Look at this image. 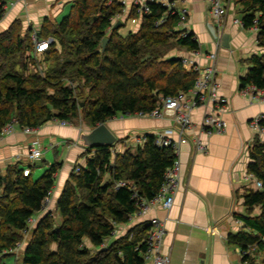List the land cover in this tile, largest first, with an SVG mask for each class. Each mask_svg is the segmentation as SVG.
<instances>
[{
  "label": "trees",
  "instance_id": "trees-1",
  "mask_svg": "<svg viewBox=\"0 0 264 264\" xmlns=\"http://www.w3.org/2000/svg\"><path fill=\"white\" fill-rule=\"evenodd\" d=\"M241 4L243 25L250 27L256 20L257 43L264 49V0H242ZM148 7V13H139L138 6H133L130 17L141 16L138 31H130L125 37L114 31L103 52L101 39L112 19L122 13V5L116 0H74L60 22L45 19L37 40L52 38L47 47L55 53L58 43L75 62L74 66H62L61 74L71 69L89 87V101L82 106L88 126L95 127L117 114L149 112L161 98L193 86L197 72L187 69L181 57L167 53L172 48L197 51L198 41L192 32L179 28L176 8L167 13L168 9L158 2L148 3ZM4 14L5 1L0 0V19ZM162 17L165 19L159 24ZM18 23L15 20L0 33V131L11 120L21 129L37 128L51 119L74 124L80 100L72 88L60 82L53 86L48 78L34 74L26 78L13 70L19 65L13 59L33 49L32 43L21 37ZM9 61L13 62L8 66L5 63ZM153 63H164L170 71L158 68L145 76ZM249 65L240 78V88L264 89V53L253 55ZM21 68L27 69L23 64ZM46 88H53V93H45ZM260 125L264 127V120ZM142 138L132 151L116 154L113 159L110 145L95 146L85 166H77L78 172L71 171L56 203L59 222L51 212L37 222L22 251L23 264H143L141 253L147 247L148 224L138 231H127L98 251L116 226L129 221L141 199L155 196L165 170L177 158L171 146L159 147L153 134ZM250 157L248 172L261 182V188L245 192L246 214H235L243 227L229 233L226 240L239 247L243 261L255 264L257 253L264 250V142L253 143ZM59 168L60 163H53L35 180L30 174L24 176L21 168L0 176V252L12 251L22 240L29 219L49 198ZM120 181L123 185L117 186ZM255 207L258 214H252Z\"/></svg>",
  "mask_w": 264,
  "mask_h": 264
},
{
  "label": "crops",
  "instance_id": "crops-1",
  "mask_svg": "<svg viewBox=\"0 0 264 264\" xmlns=\"http://www.w3.org/2000/svg\"><path fill=\"white\" fill-rule=\"evenodd\" d=\"M116 1L122 5V13L112 19L111 25L120 20L123 22L119 27L121 28L130 20L133 24L132 32L138 31L141 16L135 18L136 22H132L133 18L129 15L131 8L136 5V0ZM166 1L173 2L177 9H185L187 17L183 27L194 34L199 44L197 51L177 50L174 55L205 66L210 62L207 54H217L215 65L219 93L228 98V103L221 113L226 127L221 133L200 135V139L206 144L205 152L197 151L191 136L188 135L187 142L181 144L178 149L179 184L171 207L164 209L155 206L144 214H131L127 223L117 226L118 234L114 236H123L135 227L142 229L144 224L149 225L150 218L156 217L164 224L162 251L169 253L168 264H249L242 260L239 247L228 243L226 236L242 229L243 224L235 218V214H246L243 196L248 189H256L248 178V164L252 162L250 152L253 143L264 142V133H256L249 122L264 114V102L251 94L243 93L240 78L249 69V59L253 55L263 54L264 49L257 43V30L253 26L243 25V7L236 0H231V8L220 22L209 12L206 0ZM68 2H72V5L74 0H5V14L0 19V33L17 20L20 25L22 23L28 34H34V39H37L45 19L57 23ZM238 12L241 13L240 17ZM234 19L238 22H234ZM110 27L106 33L108 37L112 34ZM211 27L215 29L216 38L211 32ZM119 28L116 30L118 34ZM223 34L228 35L227 47L222 44ZM126 35L122 33L120 36ZM185 67L189 69L191 64H185ZM261 91L264 93V89ZM210 109L208 105H201L192 111L195 124L193 133L198 131V123ZM104 123L116 136V141L110 145L112 159L116 154L128 149L132 151L136 136L173 129L175 139L179 128L172 110L164 111V115L159 118L117 114ZM92 128L81 127L75 123L61 125L58 119H51L34 128L30 134L23 133L21 128L15 125L11 133L0 135L2 177L11 170L29 168L31 178L37 179L43 174V169L33 173L32 168L40 160L45 162L41 157L48 151H52L54 156L50 162H45L46 166L60 163L49 198L42 209L29 219L25 233H31L37 222L49 212L54 213L55 222H59L56 203L71 171L78 168L77 166H85L86 160L94 155L95 147L90 149L91 147H85L80 142V134L87 133ZM31 141H36L42 150L41 159L33 162L26 156ZM57 150L60 152L55 154ZM108 178L107 174L105 180ZM258 213L259 209L255 207L252 214ZM113 238L116 237L106 239V244ZM85 243L90 246L88 240Z\"/></svg>",
  "mask_w": 264,
  "mask_h": 264
},
{
  "label": "built area",
  "instance_id": "built-area-1",
  "mask_svg": "<svg viewBox=\"0 0 264 264\" xmlns=\"http://www.w3.org/2000/svg\"><path fill=\"white\" fill-rule=\"evenodd\" d=\"M208 4V10L213 14L217 21L220 22L231 8V0H206ZM158 2L165 6L168 10L167 13L174 12L172 11L174 6L173 2L166 0H136V5L138 6L139 13H148L149 7L148 3ZM123 3V1H121ZM179 16L178 26H182L181 30H188L183 27V24L186 21V12L185 9H177ZM166 17V16H164ZM162 17L158 23L164 21ZM132 22H136V19L133 18ZM234 22H238L237 19H234ZM256 30L258 26L256 20L252 25ZM183 35L185 32H182ZM52 41V38H47L44 40H36V50L42 51L47 48V44ZM46 45V48L43 46ZM216 52H210L207 54V58L210 61L205 66H199L195 63H192L187 58L182 57V62L185 64H191V68L197 72L194 84L188 91H181L173 96H168L161 98L159 105L145 113H137L138 115H147L153 118H159L164 115V111L172 110L174 112V119L178 124V136L173 138V129H166L163 132H157L153 134L155 136V143L159 147L171 146L174 149L176 155H178L179 146L183 143H186L188 140V135L191 136L196 150L199 152H205L206 144L200 139L201 134L212 135L214 133H221L225 130L226 123L223 120L221 113L223 107L227 105L228 98L219 93V84L216 78ZM243 93L251 94L253 97H256L259 101L264 102V93L261 90L254 88L253 86H247L242 89ZM208 105L211 107L201 118L198 123V131L194 132L195 124L192 120V111L201 106ZM264 120V114L253 118L249 123L250 126L255 130L256 133L262 135L264 133V127L260 125V121ZM61 125H69L70 122L65 120H59ZM16 125L15 120H11L5 124L1 131L0 135L9 134L14 130ZM34 128L24 127L22 131L25 133H31ZM193 133V134H191ZM143 142L142 136L135 137V144H141ZM42 155L41 148L37 145L36 141H32L28 146L27 159L30 162H33L39 159ZM79 168H75V172H78ZM22 173L24 176L30 174L29 168H23ZM248 178L252 180L256 189L261 188V182L253 178L251 174L248 175ZM179 184V161L178 158L174 161L172 166L167 168L164 173L163 183L159 188L158 192L151 200L141 199L137 209L133 212V215H141L147 212L151 207L160 206L164 209H169L173 203L175 192L177 191ZM123 185V182H118L117 186ZM149 231L147 235V247L141 253L143 259V264H168L169 263V253H164L162 251L163 247V238H164V224L163 222L156 217L149 219ZM118 229L117 226L113 230L111 237H117L116 235ZM131 238V235L129 236ZM20 244L17 243L14 250L18 249ZM253 252V251H251Z\"/></svg>",
  "mask_w": 264,
  "mask_h": 264
},
{
  "label": "rangeland",
  "instance_id": "rangeland-1",
  "mask_svg": "<svg viewBox=\"0 0 264 264\" xmlns=\"http://www.w3.org/2000/svg\"><path fill=\"white\" fill-rule=\"evenodd\" d=\"M5 1V0H4ZM237 3H241L242 0H236ZM72 3V2H71ZM70 2L65 4V10L63 14L60 15L58 18V22H60L68 13H69V8L71 5ZM238 16H241V13H237ZM18 29L20 27V35L22 38L26 39L28 44L32 43L33 49L31 51H25L24 53L19 54V56L15 57L13 61H17L19 65H17L13 70L23 74L26 78H29L31 75H38L41 78H48L49 81L51 82V85L53 86H58L57 82L63 83L65 86L72 88L74 90V94L77 100H80V108H79V115L78 117L74 120L75 125L81 126V127H86L88 126L82 116V106L85 102L89 101V87L85 85L84 80L81 77H77L74 72L68 70L64 75L61 74V69L62 66L70 65L74 66L75 62L72 60V57H67L65 55V52L61 48V46L57 43L56 48H57V53L53 52L52 49L47 47L46 49L42 51H37L36 50V40L34 39V34H28L27 30L23 29L22 23H18ZM22 26V27H21ZM132 26L133 24L130 22V20L127 21V23L119 28L118 32L120 35L122 33L128 34L129 31H132ZM45 37H43L44 40ZM46 39V38H45ZM53 42V40L51 41ZM49 42L48 44H50ZM47 44V46H48ZM177 53V50L172 48L167 54L168 55H174ZM65 55V56H64ZM13 61H9L8 63L6 62L5 64L9 66V64H12ZM26 65V70H23L21 68V65ZM160 68V70H166L170 71L169 67L165 65L164 63H157L154 64L151 68H149L147 71H145V76H150L154 74V72ZM74 70V69H72ZM159 70V69H158ZM63 76V77H62ZM61 79V81H58ZM45 93L47 94H52L53 93V88H46ZM43 105L40 104V108H42ZM52 112L57 113L54 109H52ZM22 131V129H21ZM23 132V131H22ZM33 132V131H32ZM31 132V133H32ZM25 133V132H23ZM25 134H30V133H25ZM32 142V141H31ZM45 152V151H44ZM60 152L59 150L55 151ZM53 153L52 151H48L44 153V156L41 158L45 160V162H50V159H53ZM40 158V159H41ZM40 160V162H36V166L32 168L33 173L42 170L41 174L44 172V170L48 167L46 166V163ZM23 165L26 166L24 163ZM40 174V175H41ZM54 211V210H53ZM54 214V213H52ZM1 229V228H0ZM140 227H135V231H138ZM118 234V233H117ZM31 236V233H23L22 234V240L18 242L20 246L16 250L9 251L8 253L5 252H0V264H23L22 263V251L24 248L25 243L29 240ZM120 236H117L118 238ZM113 238L112 240L116 239ZM111 240V241H112ZM108 242V241H107ZM106 242L104 244V247H106ZM95 248H92V251H94ZM256 264H264V250L260 251L256 255Z\"/></svg>",
  "mask_w": 264,
  "mask_h": 264
},
{
  "label": "water",
  "instance_id": "water-1",
  "mask_svg": "<svg viewBox=\"0 0 264 264\" xmlns=\"http://www.w3.org/2000/svg\"><path fill=\"white\" fill-rule=\"evenodd\" d=\"M123 22L120 20H116L110 27V32L113 33L116 31ZM211 32L213 36L216 38V32L215 29L211 27ZM109 40L108 36H104L101 39V45H100V51L103 52L105 49V46ZM222 44L224 46H228L227 40L228 35L223 34L222 35ZM116 141V136L113 132H111L105 123H100L97 126L93 127L89 132L87 133H81L80 134V142L85 147H95L99 145H112ZM105 247L99 248L98 251H103Z\"/></svg>",
  "mask_w": 264,
  "mask_h": 264
},
{
  "label": "bare ground",
  "instance_id": "bare-ground-1",
  "mask_svg": "<svg viewBox=\"0 0 264 264\" xmlns=\"http://www.w3.org/2000/svg\"><path fill=\"white\" fill-rule=\"evenodd\" d=\"M43 48H46V45H44Z\"/></svg>",
  "mask_w": 264,
  "mask_h": 264
}]
</instances>
